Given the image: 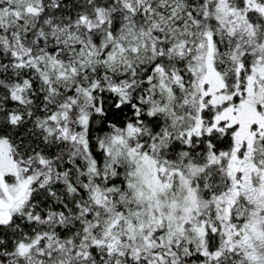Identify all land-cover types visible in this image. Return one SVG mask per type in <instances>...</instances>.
Wrapping results in <instances>:
<instances>
[{"label":"snow or ice","instance_id":"snow-or-ice-1","mask_svg":"<svg viewBox=\"0 0 264 264\" xmlns=\"http://www.w3.org/2000/svg\"><path fill=\"white\" fill-rule=\"evenodd\" d=\"M0 264H264V0H0Z\"/></svg>","mask_w":264,"mask_h":264}]
</instances>
